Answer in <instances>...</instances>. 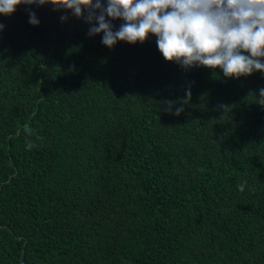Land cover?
I'll return each mask as SVG.
<instances>
[{
  "label": "trees",
  "instance_id": "trees-1",
  "mask_svg": "<svg viewBox=\"0 0 264 264\" xmlns=\"http://www.w3.org/2000/svg\"><path fill=\"white\" fill-rule=\"evenodd\" d=\"M61 14L0 15V264H264V73L184 70L153 34L109 49Z\"/></svg>",
  "mask_w": 264,
  "mask_h": 264
},
{
  "label": "clouds",
  "instance_id": "clouds-1",
  "mask_svg": "<svg viewBox=\"0 0 264 264\" xmlns=\"http://www.w3.org/2000/svg\"><path fill=\"white\" fill-rule=\"evenodd\" d=\"M21 5H51L62 13V22L71 13L90 26V37L101 36V43L109 49L118 42L146 43L153 34L161 55L184 70L206 67L215 72L219 68L229 79L264 73V0H0V15L11 16ZM28 16L31 25L39 26L30 7ZM114 21L122 22L116 27ZM4 28L0 23V33ZM191 95L189 87L182 101L166 102L168 110L181 115L183 107L175 105L187 104ZM257 97L264 105V88ZM220 108L230 111L228 105ZM23 132L26 137L34 135L28 125ZM37 146L26 138V150ZM246 186L247 180L237 184L240 192Z\"/></svg>",
  "mask_w": 264,
  "mask_h": 264
}]
</instances>
